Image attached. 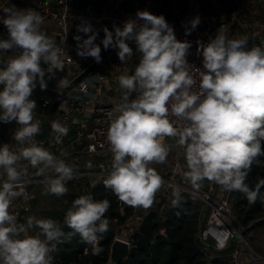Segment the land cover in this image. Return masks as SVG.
<instances>
[{
  "label": "clouds",
  "instance_id": "obj_1",
  "mask_svg": "<svg viewBox=\"0 0 264 264\" xmlns=\"http://www.w3.org/2000/svg\"><path fill=\"white\" fill-rule=\"evenodd\" d=\"M5 13L2 23L8 38L0 39V52L18 54L0 62L4 65L0 68V121L20 125L13 139L29 146L18 152L11 151L9 144L0 147V168L7 175L0 185V264H52L51 253L66 236L60 223L35 217H29L26 224L18 223L9 208L12 198L24 195L15 190L20 178L16 164L21 159L33 167L42 165L39 175L54 170L56 175L47 178L46 192L58 197L67 194L65 183L73 177L70 166L33 140L40 125L33 122L37 106L30 97L37 81L41 89L47 87L46 73L63 70L61 49L41 31L44 18L35 10L13 7ZM199 24L200 18H193L185 34ZM78 30L88 35L86 39L75 37L77 55L100 63L101 47L95 43L98 33L87 23ZM103 31V48L118 49L121 62L133 55L129 41H134L140 53L134 73L118 78L126 90L125 103L114 109L119 114L111 118L108 129L113 162L104 186L128 206L149 208L163 183L149 164L165 161L168 147L164 137H178V144L185 149L186 175L193 184L214 181L226 190L246 194L248 202L255 203L264 180L255 189L245 180L257 157L264 155V45L249 48L247 37L229 38L220 27L207 44L198 42L204 70L199 73V91L193 92L195 81L186 59L191 44L177 40L163 15L137 11L122 27L114 26L113 31L105 27ZM61 85L67 86V82L61 79L58 87ZM133 92L139 96L128 102ZM51 128L58 141L68 133L56 121ZM109 207L108 200L97 201L91 195L75 199L64 218L72 230L68 235L78 234L93 245V254H99L98 234L109 230L105 218ZM34 227L39 233L27 235Z\"/></svg>",
  "mask_w": 264,
  "mask_h": 264
},
{
  "label": "built area",
  "instance_id": "obj_2",
  "mask_svg": "<svg viewBox=\"0 0 264 264\" xmlns=\"http://www.w3.org/2000/svg\"><path fill=\"white\" fill-rule=\"evenodd\" d=\"M53 1L55 2V6L47 0H34L24 5H12L9 0H0V39L8 38L7 29L2 23L6 18V9L13 7L21 10L32 9L43 16V24L53 21L59 31L57 36L58 47L61 49L60 59L63 61V64L69 65L72 68L73 73L70 77L54 80L55 82L48 86L52 90L61 91L66 87L64 85L58 87V82L61 79L66 81L68 85L80 72L96 61L91 57L82 58L78 56L76 51L77 42L70 39V23L83 16L81 12L74 11L75 0ZM139 3L137 11L147 10L154 15H160L159 4L154 0H140ZM116 7L117 4L111 5L105 18L118 20L119 18L115 15ZM199 8L200 4L198 0H186L181 22L176 26H172L177 40L181 42L188 41L191 44L186 59L189 63L188 71L195 81L192 87L193 92L199 91V73L204 70L202 54L197 50L198 42L207 44L211 38H214L215 28V21L209 17H204L200 18V24L190 34H185L186 28H190V21L195 17H199ZM135 15L125 16L119 22L123 25L126 20L135 18ZM43 24L41 25L42 32H44ZM251 29L255 31L253 36L260 37V45H264V27L262 24H254ZM46 35L50 36V34ZM1 53L3 52H0V55ZM8 57L9 55H5L2 58L0 57V59L6 62ZM129 58V62L120 71L115 67L114 60L111 59L109 53L108 57L100 62L99 66L93 71L94 78L81 82L82 85L79 89L81 98L76 99L72 97L70 92L56 96L48 94L37 96L32 93L30 97V99L35 101L36 108L41 110L43 117L48 116L49 122H59L68 129L67 135L59 137V141L57 140V134L53 131L50 138L34 139V142L38 146L48 150L59 160L63 161L71 158L94 162L95 169L93 172L75 170L72 178L79 180L85 176H92V179H94L93 184L95 185L101 178H106L111 171L113 154L107 140V133L111 118L119 114L114 109L125 103L124 95L126 90L120 87L118 78L121 75H128V72L133 74L137 65L134 58L131 56ZM90 89L98 97V101L92 106H89L86 98V94ZM134 93L136 92L128 95V102L137 98L134 96ZM55 99L59 101V105L65 104V108L57 109V107L53 111L52 106ZM170 119L176 120L177 118L170 117ZM180 123L183 124L184 122L181 121ZM177 141L178 137L163 138V143L168 147L170 157L165 159L160 171L154 168L151 163L149 164V167L155 169L163 181L161 187L155 193L153 204L149 208L134 207L133 213L123 223L125 227L124 232L116 234L114 238H120L131 244L132 233L140 227L141 222L151 210L157 207L158 212L163 214L164 210L173 205V202L181 193L186 192L200 199L209 208L205 224L200 230L199 242L215 251L224 250L231 243L235 242L236 248L233 251L234 261L237 264H248L246 261H243L244 259H241V250L239 248L242 246L250 249L247 235L251 233H248L245 239L240 236V231L244 230L247 226L240 224L233 215L229 201L230 191L226 190L223 186H216L214 181H209L211 185L206 189L204 183L208 182L207 179L193 184L186 175L187 165L183 159L185 157L183 156L185 149ZM23 147H27L26 143L19 144L20 149ZM41 166L36 167L37 177L31 180L33 185L22 189L21 192L24 195L12 198L9 211L17 217V220L23 214L30 212V199L34 194L36 184L47 181V178L53 175L52 169H48L44 175H39L38 168ZM177 177L178 180H176ZM131 221H134V223ZM160 233L164 235L165 229L161 228ZM259 236L256 235V237ZM234 237L236 238L232 241ZM261 237H264V234ZM207 251L209 250L206 249L205 252ZM253 253L254 251L251 253L252 260L255 264H260L259 260L256 262L255 259L259 254Z\"/></svg>",
  "mask_w": 264,
  "mask_h": 264
},
{
  "label": "trees",
  "instance_id": "obj_3",
  "mask_svg": "<svg viewBox=\"0 0 264 264\" xmlns=\"http://www.w3.org/2000/svg\"><path fill=\"white\" fill-rule=\"evenodd\" d=\"M154 1L159 4L160 15L174 8L178 1H181L183 6L186 5V0ZM198 1L200 4L199 18L214 19L219 14V7L222 4L229 7L232 12L242 10L237 4L240 0ZM138 5L139 3L123 5L116 15L133 16L137 12ZM116 26L122 27L123 25L116 24ZM83 34L85 36V33ZM129 42L134 44L133 50H136L134 41ZM35 91L47 94L41 90L36 89ZM8 135L9 132L1 134L0 142L6 141ZM69 161L72 160H63L66 165ZM77 162L74 166L68 165L73 172L75 170L93 172L95 169L94 162L86 160H77ZM79 164L84 165V168L78 167ZM247 177L255 182L264 180V155L257 157ZM92 178V176H85L79 180L75 178L67 180L65 186L68 192L63 196L58 197L49 193L50 207L41 211V215L43 219L58 221L66 234L63 242L57 245V250L51 253L52 264H109L110 246L116 235L112 226L117 223L123 224L133 213L134 207L120 201L111 189L104 186L103 181L107 177L101 178L95 185ZM78 187H80L79 190H76ZM83 195H91L97 201L108 200L110 202V207L105 213V218L109 220V230L98 234L97 246L102 249L99 254H93V245L82 241L78 234L68 235L72 233V230L64 224L65 215L72 207L73 201ZM229 201L233 215L244 226L264 218V187L259 188L255 203H249L246 194L237 190L230 191ZM206 217L207 207L201 203L200 199L186 192L181 193L173 205L164 210L163 214L158 212L157 207L151 210L141 222L140 227L131 235L128 257L119 260L117 264H237L233 259L235 242L224 250L215 251L205 247L197 239V234L204 226ZM18 220V223H23L20 218ZM262 227L264 226L258 228ZM161 228L165 229L164 235L160 233ZM206 249L209 251L205 252Z\"/></svg>",
  "mask_w": 264,
  "mask_h": 264
},
{
  "label": "crops",
  "instance_id": "obj_4",
  "mask_svg": "<svg viewBox=\"0 0 264 264\" xmlns=\"http://www.w3.org/2000/svg\"><path fill=\"white\" fill-rule=\"evenodd\" d=\"M9 1H10V3H12V5H24V4L30 3L34 0H9ZM47 1L55 6V2L53 0H47ZM139 1L140 0H75L74 11L81 12L83 16L80 19L74 20L70 23V26H69L70 39L72 41H76L75 37H77V36H80L82 39H86L88 34H85V36H84L83 32L78 30V26L81 25L82 23L90 24L92 26L93 31L98 33L95 43L101 47V53H102L104 50L103 45L101 43V41L104 38L103 29L105 27H107L110 31H113L114 26H116V24L122 25L121 22H119V20L121 18L125 17L123 15H116V13H115L116 17L119 18L118 20H111V19L105 18L108 15L107 12H108L110 6L113 4L114 5L117 4L116 11H115V12H117L121 8V6L132 5L135 3H139ZM256 1H260V0H255V2ZM175 10H176V8L174 7L171 10H169L168 12H166L165 14L173 17L175 15L174 14ZM237 12L239 14L241 13V11H237ZM43 31L46 34H50L49 37L51 39H53L55 41L56 45L58 46L57 34L59 31H58L57 25L53 21H48L45 24H43ZM227 35H229V34H227ZM215 36H216V30L214 28V37ZM243 37H247L248 47L251 48L253 45V41L251 40L253 35L248 34L246 32H243ZM114 50L115 49L113 48L112 51L110 52V57H111V59L114 60L115 67L117 68V70L121 71L123 69L124 65H126L129 62V60L125 59L123 62H120V64H116V60H115L116 58L114 56H112V53H114ZM17 51H19V50H17ZM134 51L137 52V50H134ZM137 53H139V52H137ZM16 54H18L16 51L3 52V53H1L0 57L2 58L5 55L13 56ZM41 66L45 69L47 68V65H45V64H42ZM63 66H64L63 70L62 71H60V70L55 71L54 75H50V74L46 73L45 80H46L47 86L52 85L59 78H67V77L72 76V74H73L72 68L66 64H63ZM130 74L131 73L128 72V75H130ZM92 78H94V76H93V74H90V75L86 76L82 81L83 82L88 81L89 79H92ZM81 82L78 83L77 85H75L69 91H67V93L70 92V95L76 99H78L79 97L81 98V95H79V89L82 85ZM35 90L36 89H34L33 91H35ZM43 94L41 93V95H43ZM134 96L138 97L139 93H137V92L134 93ZM86 98H87L89 106H92L93 104H95L98 101V97L95 96V93L92 89H90L87 92ZM59 108H65V104H60L57 109H59ZM33 117H34L33 122L38 123L40 125V131L33 138V140L34 139L50 138L53 130L51 128L52 123L49 122V120H48L49 117L48 116L43 117L41 110L39 108H36L33 111ZM17 129H19V125L15 121H12L11 123H4V122L0 121V135L5 133V132H9V135H8L6 141L0 142V147H2L4 144H9V148L11 151L18 152L20 150V148H19L20 143H18L17 141H15L13 139V135ZM26 145L29 146L28 143H26ZM69 159L74 160L71 158H69ZM16 167H17V170L20 172V178L17 181V188L15 190L21 192L23 188L33 185L31 183V180L33 178L37 177L36 167H33L29 161L24 160V159L19 160L16 164ZM52 173H53V175H51V177H54L56 175L54 170H52ZM54 173H55V175H54ZM6 180H7V175L4 171V169L0 168V185H2ZM46 188H47V181L39 182L38 184H36L34 194L32 195V197L30 199V206H31L30 212L23 214V216L20 218L23 223L26 224V221L29 217H35L36 219H43V216L41 215V211L50 207V203H51L49 193L46 192ZM46 200H47V203L45 202ZM38 233H39V229L34 227V228L28 230L27 235L36 236Z\"/></svg>",
  "mask_w": 264,
  "mask_h": 264
},
{
  "label": "rangeland",
  "instance_id": "obj_5",
  "mask_svg": "<svg viewBox=\"0 0 264 264\" xmlns=\"http://www.w3.org/2000/svg\"><path fill=\"white\" fill-rule=\"evenodd\" d=\"M237 4H238V8L243 9V11L240 14L237 12V10L233 12L230 11L229 7L223 6L224 4H222L223 7L222 6L219 7V11H220L219 14L216 15L214 19H212L213 21H215L216 34H217V30L220 27H222L225 30L226 34H229L227 35L229 38H238V37L243 36V32L253 35L255 31H253L251 28L254 26V24L255 25L262 24L264 26V0H260L256 2L255 0H240V2H238ZM174 7L176 8V10L174 11L175 15L173 17H171L170 15H166L165 13L161 14L165 17L166 21L171 26H176L181 22L182 15H183V9H184V6L181 3V1H178L177 4L174 5ZM117 51L118 49H115L114 53H112V56L116 58L115 59L116 64H120L121 61L118 58ZM131 57L134 58L137 64L139 63L140 53H137L133 50V55ZM126 59L130 60L129 57H126ZM32 93L37 96L41 95L37 91H33ZM183 156H185V154ZM168 157H170L169 152H168L166 159ZM183 159L185 160V163L187 165L186 157H184ZM75 163H78L77 160H72V161L67 162L68 165H72V166H74ZM151 164H153L154 168L160 171L164 163L163 162H151ZM83 166L84 165L82 164L78 165V167L80 168H84ZM186 170L188 173L189 171L188 166ZM176 180H178V177L176 178ZM214 184L216 186L222 187V185H219L216 182H214ZM210 185L211 184L209 183V181L204 183V186L206 189H208ZM79 188L80 187H78L76 190H79ZM45 202L47 203V200ZM208 213H209V208L207 207V215ZM131 222L134 223V221H131ZM112 228L115 230L116 234H121L125 230V227L123 226V224L119 225L118 223L114 224ZM252 232L251 234L247 235L248 238H250V240H248L249 241L248 243L250 245L251 250L249 248H245L242 246H240L239 248V250H241V253H240L241 259L242 260L244 259L243 261H246L248 264H255V262L251 258L252 257L251 253L254 251L256 255L257 253L259 254V256L258 257L256 256L255 258L256 262L259 260L260 264H264V256H263L264 255V237H261V235L264 234V227L256 228ZM256 235H260V236L256 237Z\"/></svg>",
  "mask_w": 264,
  "mask_h": 264
},
{
  "label": "water",
  "instance_id": "obj_6",
  "mask_svg": "<svg viewBox=\"0 0 264 264\" xmlns=\"http://www.w3.org/2000/svg\"><path fill=\"white\" fill-rule=\"evenodd\" d=\"M251 40L253 41V45H260V37L259 36H253L251 38ZM129 44H130L129 45L130 47L134 48L133 43L129 42ZM112 49L113 48H111V47L107 50L104 49V51L101 54V57H102L101 62L104 61L108 57V55ZM0 62H3V60L0 59ZM99 64L100 63L94 62L93 64H91L90 66L85 68L61 91L52 90L48 86L45 89H41L38 82H37V86L35 87V89L41 90V91H43V92H45L51 96L65 94L72 87H74L75 85L80 83L86 76L92 74L93 71L99 66ZM3 67H4L3 63H0V68H3ZM58 105H59V101L57 99H55L53 102V106H52L53 111L56 110ZM245 182L251 189H255V187L260 183V182H255L250 177H247ZM262 187H264V186H261L260 188H262ZM260 226H264V218L257 219L254 222L250 223L244 230L240 231V236L243 239H245V236L248 233H251L253 230H255L256 228H258ZM199 235H200V232H198V234H197V239H199ZM235 238L236 237H234L232 239V241ZM129 253H130V243L126 242L120 238H114V240L110 246L108 263L109 264H117L119 262V260L127 258Z\"/></svg>",
  "mask_w": 264,
  "mask_h": 264
}]
</instances>
